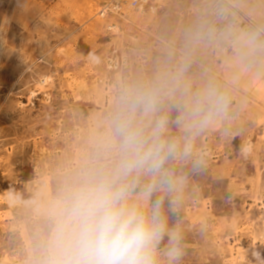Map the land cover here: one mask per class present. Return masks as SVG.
<instances>
[{
    "label": "rangeland",
    "instance_id": "obj_1",
    "mask_svg": "<svg viewBox=\"0 0 264 264\" xmlns=\"http://www.w3.org/2000/svg\"><path fill=\"white\" fill-rule=\"evenodd\" d=\"M107 1L0 0V264H29L32 201L86 151L117 86L185 60L192 90L213 80L229 105L195 137L206 167L182 169L183 264H264V48L239 41L264 42V26L228 0H146L151 10L101 16ZM170 134L182 132L172 123Z\"/></svg>",
    "mask_w": 264,
    "mask_h": 264
},
{
    "label": "clouds",
    "instance_id": "obj_2",
    "mask_svg": "<svg viewBox=\"0 0 264 264\" xmlns=\"http://www.w3.org/2000/svg\"><path fill=\"white\" fill-rule=\"evenodd\" d=\"M258 37L239 41L255 52L264 48ZM187 68L185 60L174 71L163 67L149 80L117 86L86 151L53 192L32 201L37 227L29 264H183L189 176L182 169L206 167L195 137L229 105L213 80L193 91ZM172 123L182 135L170 134Z\"/></svg>",
    "mask_w": 264,
    "mask_h": 264
},
{
    "label": "bare ground",
    "instance_id": "obj_3",
    "mask_svg": "<svg viewBox=\"0 0 264 264\" xmlns=\"http://www.w3.org/2000/svg\"><path fill=\"white\" fill-rule=\"evenodd\" d=\"M227 2H230L232 7L235 6L240 10L251 23L264 26V0H249V2L246 0H228Z\"/></svg>",
    "mask_w": 264,
    "mask_h": 264
},
{
    "label": "built area",
    "instance_id": "obj_4",
    "mask_svg": "<svg viewBox=\"0 0 264 264\" xmlns=\"http://www.w3.org/2000/svg\"><path fill=\"white\" fill-rule=\"evenodd\" d=\"M126 4L136 10L144 7H148L150 10L152 9V7L146 3V0H109L101 10V16L122 13V8Z\"/></svg>",
    "mask_w": 264,
    "mask_h": 264
}]
</instances>
